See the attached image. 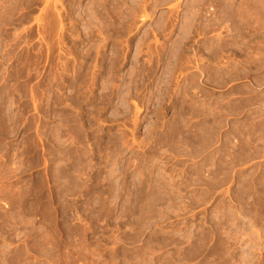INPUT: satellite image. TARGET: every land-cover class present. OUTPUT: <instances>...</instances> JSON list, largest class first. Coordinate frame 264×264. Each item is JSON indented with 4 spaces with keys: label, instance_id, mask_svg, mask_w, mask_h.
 I'll use <instances>...</instances> for the list:
<instances>
[{
    "label": "rangeland",
    "instance_id": "374dc122",
    "mask_svg": "<svg viewBox=\"0 0 264 264\" xmlns=\"http://www.w3.org/2000/svg\"><path fill=\"white\" fill-rule=\"evenodd\" d=\"M0 264H264V0H0Z\"/></svg>",
    "mask_w": 264,
    "mask_h": 264
}]
</instances>
